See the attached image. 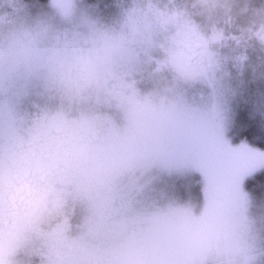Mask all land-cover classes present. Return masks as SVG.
Returning a JSON list of instances; mask_svg holds the SVG:
<instances>
[{
    "label": "rangeland",
    "instance_id": "rangeland-1",
    "mask_svg": "<svg viewBox=\"0 0 264 264\" xmlns=\"http://www.w3.org/2000/svg\"><path fill=\"white\" fill-rule=\"evenodd\" d=\"M39 23L56 37L40 45L42 71L0 81V135L72 127L115 141L57 182L55 211L41 218L38 206L17 237L0 235V264L67 249L264 264V195L246 187L264 148L235 140L264 99V18L253 27L251 0H0V31ZM151 247L170 249L143 261Z\"/></svg>",
    "mask_w": 264,
    "mask_h": 264
},
{
    "label": "flooded vegetation",
    "instance_id": "flooded-vegetation-1",
    "mask_svg": "<svg viewBox=\"0 0 264 264\" xmlns=\"http://www.w3.org/2000/svg\"><path fill=\"white\" fill-rule=\"evenodd\" d=\"M186 49L188 53L190 52V59H194L195 48L188 46ZM71 129L72 132L69 129L56 127L49 131L46 137L40 134L30 141L23 142L12 139L11 134L0 135V235L2 237L6 239L17 237L16 225L23 221L28 212H31L29 215L32 214V210L39 206L37 201L28 198L34 181L43 182L54 190L60 179L68 178L76 169L87 170L101 161L103 154H109L108 147H102L109 146L115 141L113 138L106 139L98 134V131H92L82 137L74 136L76 129L72 127ZM164 249L170 247H151L149 253L142 256V260L149 262L160 255L163 258L167 253ZM43 264L133 263H123L119 256H98L67 249L60 251L54 257H49Z\"/></svg>",
    "mask_w": 264,
    "mask_h": 264
},
{
    "label": "clouds",
    "instance_id": "clouds-1",
    "mask_svg": "<svg viewBox=\"0 0 264 264\" xmlns=\"http://www.w3.org/2000/svg\"><path fill=\"white\" fill-rule=\"evenodd\" d=\"M63 5L67 0H52ZM56 31L52 26L39 23L32 27H20L0 31V81L13 80L43 70L40 45L54 39ZM28 198L39 203V215L46 216L55 211L56 192L40 181H34Z\"/></svg>",
    "mask_w": 264,
    "mask_h": 264
},
{
    "label": "trees",
    "instance_id": "trees-1",
    "mask_svg": "<svg viewBox=\"0 0 264 264\" xmlns=\"http://www.w3.org/2000/svg\"><path fill=\"white\" fill-rule=\"evenodd\" d=\"M39 1L46 2L48 0ZM85 1L96 3L97 0ZM251 4L253 5V27H257L261 19L264 18V0H251ZM260 107L256 108V113L253 116L242 113L240 125H238V131L235 134L236 141L243 139L249 144L264 148V99H261ZM246 187L257 196L264 195V168L247 178Z\"/></svg>",
    "mask_w": 264,
    "mask_h": 264
}]
</instances>
